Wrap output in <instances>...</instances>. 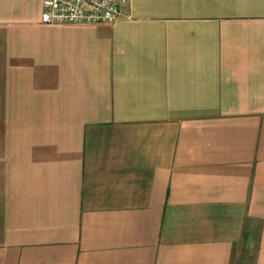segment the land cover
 Wrapping results in <instances>:
<instances>
[{"label": "crops", "instance_id": "1", "mask_svg": "<svg viewBox=\"0 0 264 264\" xmlns=\"http://www.w3.org/2000/svg\"><path fill=\"white\" fill-rule=\"evenodd\" d=\"M42 3L0 0V264H264V0Z\"/></svg>", "mask_w": 264, "mask_h": 264}, {"label": "built area", "instance_id": "2", "mask_svg": "<svg viewBox=\"0 0 264 264\" xmlns=\"http://www.w3.org/2000/svg\"><path fill=\"white\" fill-rule=\"evenodd\" d=\"M128 0H43L41 21L46 25L79 26L115 23Z\"/></svg>", "mask_w": 264, "mask_h": 264}]
</instances>
